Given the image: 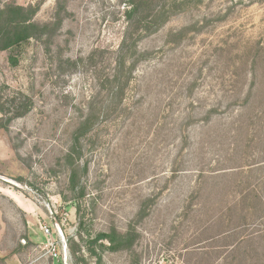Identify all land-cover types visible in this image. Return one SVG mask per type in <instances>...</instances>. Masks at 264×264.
<instances>
[{"label":"rangeland","instance_id":"obj_1","mask_svg":"<svg viewBox=\"0 0 264 264\" xmlns=\"http://www.w3.org/2000/svg\"><path fill=\"white\" fill-rule=\"evenodd\" d=\"M128 2L0 0L49 25L0 51L2 101H32L0 129V264H95L90 238L112 231L132 244L96 245L102 264H264V0H157L167 19L142 31L148 57L104 113ZM91 107L78 198L66 153Z\"/></svg>","mask_w":264,"mask_h":264},{"label":"trees","instance_id":"obj_2","mask_svg":"<svg viewBox=\"0 0 264 264\" xmlns=\"http://www.w3.org/2000/svg\"><path fill=\"white\" fill-rule=\"evenodd\" d=\"M157 0H129L128 8L124 13L126 30L119 46L110 54L108 64L110 71L103 78L101 89L105 91L104 113L119 108L126 95V91L132 81V75L140 61L147 59V53L138 52L137 45L142 38V31L154 33L167 19L164 5L159 9L151 7ZM39 10L38 6L23 7L15 4L4 6L0 10V51L11 52L14 48L27 43L31 39H39L46 35L49 25H39L34 22V17ZM59 25V24H57ZM11 66H16V59L10 55L8 58ZM5 88H7L5 86ZM19 96V98L17 97ZM0 91V129H7L9 124L18 118L24 117L31 109L32 101L22 93L11 95L6 100ZM98 112L90 108L82 121L71 135L72 145L66 153V159L70 168L69 185L72 191L78 190V198L83 197V187L80 186L79 168L74 162L81 155L80 143L82 139L91 137ZM87 171V165H83L82 173ZM79 217L80 207L76 205ZM81 216L79 217V219ZM130 234H118L112 231L109 234L97 233L87 248L89 256L95 258V264H102L101 255L96 250L108 244V250L117 251L131 246Z\"/></svg>","mask_w":264,"mask_h":264},{"label":"built area","instance_id":"obj_3","mask_svg":"<svg viewBox=\"0 0 264 264\" xmlns=\"http://www.w3.org/2000/svg\"><path fill=\"white\" fill-rule=\"evenodd\" d=\"M44 231L46 234L49 233V230L47 228H44ZM51 250L50 252H48V255L50 257L51 260H60L61 259V255L62 253L60 252H56L55 248L52 246V244H50Z\"/></svg>","mask_w":264,"mask_h":264}]
</instances>
